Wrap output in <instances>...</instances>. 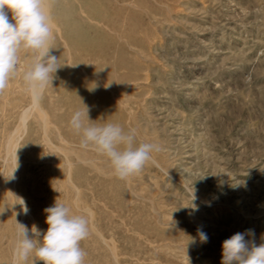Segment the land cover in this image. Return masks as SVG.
<instances>
[{"label":"rangeland","instance_id":"1","mask_svg":"<svg viewBox=\"0 0 264 264\" xmlns=\"http://www.w3.org/2000/svg\"><path fill=\"white\" fill-rule=\"evenodd\" d=\"M45 6L61 67L33 93L35 53L22 49L0 93V264H12L17 222L46 232L56 201L88 220L84 264H221L237 232L264 244V0ZM85 106L88 123L160 151L119 179L70 127Z\"/></svg>","mask_w":264,"mask_h":264},{"label":"clouds","instance_id":"2","mask_svg":"<svg viewBox=\"0 0 264 264\" xmlns=\"http://www.w3.org/2000/svg\"><path fill=\"white\" fill-rule=\"evenodd\" d=\"M9 12L12 13V22ZM52 39L51 15L45 0H0V93L15 78L22 49L35 53L33 62L23 73L28 90L42 93L52 83L61 67L59 58L52 51ZM89 111L87 106L83 111H75L69 122L70 127L81 135L82 148H91L108 158L119 179H127L141 172L151 160V153L160 151L154 143L135 146L134 129L125 132L119 124L96 126L88 123L91 121ZM18 167L17 160L12 175L6 179H15L14 172ZM20 201L22 211L27 215L29 208L23 199ZM44 212L48 225L46 232H41L36 225L29 229L17 222L12 264H26L33 254V264L37 260L43 261V264H84L86 253L81 241L89 236L87 218L70 214L69 207L57 201L45 208ZM199 237L202 243L208 241L203 231H199ZM221 264H264V244L257 246L246 240L244 233L237 232L222 242Z\"/></svg>","mask_w":264,"mask_h":264}]
</instances>
